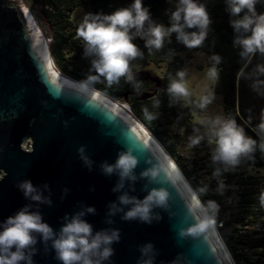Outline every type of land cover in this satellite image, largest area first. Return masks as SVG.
I'll return each mask as SVG.
<instances>
[{"label": "water", "instance_id": "water-1", "mask_svg": "<svg viewBox=\"0 0 264 264\" xmlns=\"http://www.w3.org/2000/svg\"><path fill=\"white\" fill-rule=\"evenodd\" d=\"M56 68L49 44L25 3L0 0V222L29 203L36 210L35 203L17 187L18 182L30 179L38 187L49 185L53 204L39 205V210L57 232L63 217L83 206L97 210L86 217L95 231H121L120 242L113 245L115 255L105 264H138L140 246L149 242L158 251L155 264H236L216 225L222 242L214 229L197 239L179 236L182 228L195 223L189 203L198 198L205 205L167 149L132 111L128 100L131 113L124 108L123 99L128 93L117 99L88 85L90 94L79 96L63 85L68 75ZM69 77L77 85L82 83ZM152 80L157 81L156 91L159 81ZM135 94L145 95L141 91ZM27 137L32 143L22 149L21 142ZM82 145L95 162L92 171L79 157L77 150ZM128 147L135 149L140 160L137 176L151 167L146 163L148 159L155 163L157 157L167 160L170 156L186 180L175 185L152 184L147 179L135 183L136 191L130 194L140 199L147 195L145 184L149 189L165 187L171 193L169 211L155 209L162 219L151 225L124 221L122 213L112 217L113 224L106 223L108 204L120 195L112 191L118 176H105L99 165L104 161L114 163L118 153ZM65 188L69 189L66 196ZM45 195L49 193L45 191ZM36 247L39 251L33 257L34 264H61L51 242Z\"/></svg>", "mask_w": 264, "mask_h": 264}, {"label": "clouds", "instance_id": "clouds-1", "mask_svg": "<svg viewBox=\"0 0 264 264\" xmlns=\"http://www.w3.org/2000/svg\"><path fill=\"white\" fill-rule=\"evenodd\" d=\"M259 2L260 0H226L227 11L232 17L230 26L235 33L233 44L239 47L241 58L247 61L245 68L257 53L264 56V13L257 11L256 5ZM211 23L206 6L199 0H177L175 10L170 15V26L167 27L152 19L150 8L144 6V0H133L128 6L111 13H87L76 30V36L83 40L84 56L91 58L90 73L95 74H90L87 81L79 85L65 78L63 85L79 96H87L90 94L88 85L99 82L101 78L107 81L109 87L119 84L121 78H124L139 90L140 85L135 82L130 66L133 60L143 56L142 50L134 42L137 38L142 39L144 47L150 51L160 50L166 39L170 42L172 34L185 47L197 48L206 40ZM212 59L216 64L221 60L218 55H214ZM216 73L215 66L208 70L210 78H215ZM56 75L52 76L55 78ZM241 75H244L243 70ZM186 76V71L180 70L175 77L169 78L167 92L172 100H186L190 97ZM246 78L253 81L254 90H264V63L257 64L251 73H247ZM55 96L58 97V94ZM210 102L209 97H203L197 102V107L204 110ZM42 103L47 106V101ZM143 112L149 121L157 118L147 108ZM64 123L67 127L68 122ZM201 124L204 130L194 128V135L189 137V143L196 146L207 138L209 144L214 145L211 160L213 164L223 166L215 168L213 176L216 178L236 168L243 158L252 156L257 149L264 153V123L259 125V142L248 136L234 118L209 116L202 119ZM31 143L30 137L25 138L21 142L22 149ZM77 151L83 164L92 171L95 162L87 154L86 146H80ZM134 153L135 149L128 147L118 153L114 163L104 161L99 165L105 176H118L112 191L120 195L117 201L108 204V224H113L112 217L122 213L121 219L124 221H139L151 225L162 219L155 209L169 211L171 193L165 187L149 189L148 184H145L143 190L147 195L143 199L131 195V192L136 191L135 183L138 180L147 179L152 184L172 185L183 181V176L170 158L160 160L157 157L155 163L148 159L146 163L151 167L137 176L135 170L140 160ZM17 187L37 207L33 210V203H29L0 222V264H34L33 257L39 251L36 246L41 242L46 246L51 242V248L61 264H105L115 255L113 245L120 242L121 231L117 228L95 231L93 224L86 219L88 215L96 214L94 206H83L74 214H66L57 232L44 220L39 210V205L53 204L49 185L45 183L38 187L30 179H25L18 182ZM126 187L128 190H125ZM224 188V182L218 179V191L222 193ZM45 191L49 195L46 196ZM68 191L69 189H64L65 196ZM207 191V185L199 189L200 193L206 194ZM259 201L264 206V192H261ZM188 207L195 223L182 228L179 236L185 239L206 236L214 229L213 214L218 212V204L208 201L205 207L195 200ZM140 253L138 264H155L158 251L153 243L141 245Z\"/></svg>", "mask_w": 264, "mask_h": 264}, {"label": "trees", "instance_id": "trees-1", "mask_svg": "<svg viewBox=\"0 0 264 264\" xmlns=\"http://www.w3.org/2000/svg\"><path fill=\"white\" fill-rule=\"evenodd\" d=\"M31 1L37 4L42 17L50 26L49 48L55 65L64 74L81 82H86L87 77L95 73H90L91 58L84 56V42L76 36L78 26L71 19L72 11L86 4L94 13H111L133 2V0ZM199 2L206 6L212 20L207 38L201 47L189 49L177 42L176 35L172 34L170 42L166 39L160 50L150 51L142 44L143 56L138 57L137 62H162L175 56L177 58L179 53L190 51L205 53L209 64L215 66L220 74V83L214 87L217 93L222 94L227 117L234 118L250 137L259 142L261 139L258 135L259 125L264 123V90H254L253 81L247 79L246 75L251 73L257 64L264 63V56L257 53L245 68L247 61L241 58L239 47L233 44L235 33L230 26L232 17L227 11L226 0ZM176 3L177 0H144V6L150 8L152 19L166 27L170 26V15L175 10ZM256 8L258 12L264 13V0H260ZM214 55L221 58L219 64L213 61ZM182 65V62H179L174 68L169 67L168 74H174ZM130 66L133 70V64ZM242 70L244 75H241ZM135 82L139 83V90L124 78H121L119 84H113L111 87L103 78L89 85L117 99L128 93L132 111L166 148L170 149L176 145L177 140L184 137L189 139L194 135V128H201V125L193 120L192 115L193 112L201 111L197 107L199 100L195 98H189L187 101L172 100L167 92L170 82L167 77L161 79V87L154 92H150L147 84L141 80L135 78ZM138 91H144L145 95L135 94ZM144 108L157 118L147 120ZM172 125L182 132H173ZM211 146L206 147V150H213L214 145ZM170 153L181 163L172 149ZM263 166L264 153L259 149L252 156L243 158L236 168L224 172L219 178L214 177L213 172L216 167L223 166L213 164L211 155H207L203 162L193 159L189 169L182 164L185 176L205 207L208 201H215L218 204L219 210L213 214L215 223L236 264H264V206L259 201L261 192H264V174L249 173L250 168ZM206 170L211 174L209 183L202 179ZM218 179L225 185L222 193L218 191ZM205 185L208 186L207 193H200L199 189Z\"/></svg>", "mask_w": 264, "mask_h": 264}, {"label": "rangeland", "instance_id": "rangeland-1", "mask_svg": "<svg viewBox=\"0 0 264 264\" xmlns=\"http://www.w3.org/2000/svg\"><path fill=\"white\" fill-rule=\"evenodd\" d=\"M21 1L25 3L27 8L33 14L35 20L37 21L39 25V28L42 32L45 42L49 44L51 29H50L49 24L42 17L39 7L37 6L36 3L32 2L31 0H21ZM87 13H94L92 8L89 5L85 4V5H80L76 7L71 13V19L73 23L79 26V24L83 20V17ZM134 42L140 47V49L142 47V44H144V41L139 38H137ZM175 57L172 58L173 60L169 59V60L162 61V62L148 61L147 63H139L137 62V58H136L135 60L131 62V64H133V70H132L133 75L136 79H139L144 84H147L148 90L150 92H154L157 87V81L152 80V79H157L159 81V87L157 88L158 90L161 87L162 78L167 77L169 79L170 77H175L178 71L184 70L187 73L186 80H187V86L190 92L189 98H195L200 101L203 97L207 96L209 97L211 101L207 105L206 109L201 110L200 112H193L192 114L193 120L196 123L201 125L202 130H204L201 124L202 119H205L209 116H216V115L227 117L224 107H223L222 94L217 93L215 91L216 85L220 83V74L217 71L215 78H210L208 76V70L212 68V66L209 64L206 54L203 52H199V51H190L189 53L188 52L179 53L178 57L177 58ZM179 62H182L183 65L174 74H168L167 72L168 68L169 67L174 68ZM141 92H144V91H141ZM189 98H187L186 100L185 99H182V100L187 101ZM127 100H128V94L124 96L123 102L126 103ZM171 129L173 130V132H182L181 129L173 125L171 126ZM245 132L248 136H250L246 130ZM207 143H208V140H204L199 145L192 146L189 143L188 137L187 138L184 137L181 140H177L176 145L171 146L170 149L166 148L163 143L162 145L167 149L170 155H171L170 150L172 149L174 153L176 154V156L178 157V160L185 167L189 169L192 165L193 159L203 162L207 155H212V150L211 151L206 150V147L207 148L212 147L211 144H207ZM171 157L174 159L172 155ZM174 161L176 162L178 167L183 172L182 164L176 161L175 159ZM249 173L253 175H256L258 173L264 174V166L256 168V169L250 168ZM210 176L211 174L206 170L205 173H203L202 175V179L206 183H209ZM215 225L217 227L216 223Z\"/></svg>", "mask_w": 264, "mask_h": 264}, {"label": "bare ground", "instance_id": "bare-ground-1", "mask_svg": "<svg viewBox=\"0 0 264 264\" xmlns=\"http://www.w3.org/2000/svg\"><path fill=\"white\" fill-rule=\"evenodd\" d=\"M57 69V68H56ZM57 71L58 72H60L58 69H57ZM61 74L62 75H64V76H66L64 73H62L61 72ZM67 78H68V76H66ZM70 78V77H69ZM115 98V97H114ZM123 106H124V108L127 110V111H129L130 112V110H129V107H128V103L126 102H123ZM131 113V112H130ZM140 123V122H139ZM144 128V127H143ZM145 129V128H144ZM154 139V138H153ZM155 140V139H154ZM156 141V140H155ZM157 142V141H156ZM159 142V141H158ZM159 145V144H158ZM171 160H172V158L170 157V156H168ZM172 162H173V160H172ZM174 163V162H173ZM175 164V163H174ZM177 167V166H176ZM177 169H178V167H177ZM178 171H179V173L181 174V172H180V170L178 169ZM182 175V174H181ZM183 176V175H182ZM183 178H184V176H183ZM187 179V178H186ZM184 180H185V178H184ZM186 181V180H185ZM187 184H188V182H186ZM188 186H189V184H188ZM190 187V186H189ZM190 189H191V187H190ZM194 194V193H193ZM195 195V194H194ZM195 197H196V195H195ZM197 198V197H196ZM197 200H198V198H197ZM216 227L214 226V230H215V232H216V234H217V236H218V238H219V240H220V242H222V239L220 238V236H219V234H218V232L216 231V229H215ZM222 244V243H221ZM222 246H223V244H222ZM233 264V263H232Z\"/></svg>", "mask_w": 264, "mask_h": 264}, {"label": "snow or ice", "instance_id": "snow-or-ice-1", "mask_svg": "<svg viewBox=\"0 0 264 264\" xmlns=\"http://www.w3.org/2000/svg\"><path fill=\"white\" fill-rule=\"evenodd\" d=\"M49 68H51V64H49ZM52 75L55 76L56 74L53 72Z\"/></svg>", "mask_w": 264, "mask_h": 264}]
</instances>
